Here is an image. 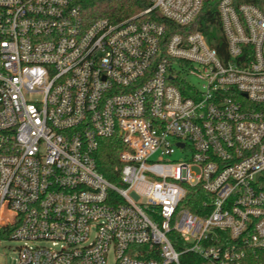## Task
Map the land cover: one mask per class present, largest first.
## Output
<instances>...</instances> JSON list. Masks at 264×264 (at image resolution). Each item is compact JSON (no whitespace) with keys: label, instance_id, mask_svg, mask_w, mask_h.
<instances>
[{"label":"built area","instance_id":"built-area-1","mask_svg":"<svg viewBox=\"0 0 264 264\" xmlns=\"http://www.w3.org/2000/svg\"><path fill=\"white\" fill-rule=\"evenodd\" d=\"M148 2L115 22L78 0H0L13 264H264V0H218L208 34L191 29L208 0ZM115 138L120 185L96 163ZM189 187L208 197L198 213Z\"/></svg>","mask_w":264,"mask_h":264},{"label":"trees","instance_id":"trees-1","mask_svg":"<svg viewBox=\"0 0 264 264\" xmlns=\"http://www.w3.org/2000/svg\"><path fill=\"white\" fill-rule=\"evenodd\" d=\"M83 8V12L88 21H93L99 18H108L110 20H122L133 16L144 9H147L148 0H78ZM217 1L208 0L203 12L198 17L197 21L192 25L191 29L202 25V29L208 34V29L204 23L210 21L212 24L218 25L217 17ZM236 3L253 2V0H235ZM175 30V28H174ZM173 31V30H172ZM221 53L225 52L220 49ZM123 149L118 138L104 139L96 154V163L99 172H101L108 180L113 183L119 182L115 168L119 166V153ZM207 195L200 188H188L186 197V206L194 213H198L199 205L207 199Z\"/></svg>","mask_w":264,"mask_h":264},{"label":"rangeland","instance_id":"rangeland-1","mask_svg":"<svg viewBox=\"0 0 264 264\" xmlns=\"http://www.w3.org/2000/svg\"><path fill=\"white\" fill-rule=\"evenodd\" d=\"M181 153L177 152L176 155L172 157L173 160L180 159ZM157 157H154V161ZM120 185L119 182L116 183ZM23 242L13 240L11 238H6L0 242V264H13L16 258H18V250L22 246ZM109 262L113 263L112 256L109 259Z\"/></svg>","mask_w":264,"mask_h":264}]
</instances>
